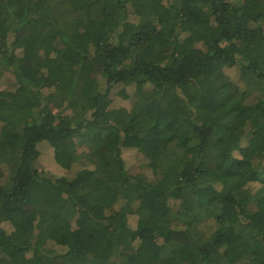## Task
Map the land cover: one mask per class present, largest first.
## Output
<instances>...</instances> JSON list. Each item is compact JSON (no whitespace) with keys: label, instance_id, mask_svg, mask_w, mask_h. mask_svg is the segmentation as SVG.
<instances>
[{"label":"trees","instance_id":"16d2710c","mask_svg":"<svg viewBox=\"0 0 264 264\" xmlns=\"http://www.w3.org/2000/svg\"><path fill=\"white\" fill-rule=\"evenodd\" d=\"M2 69L0 264H264V0H0Z\"/></svg>","mask_w":264,"mask_h":264},{"label":"rangeland","instance_id":"374dc122","mask_svg":"<svg viewBox=\"0 0 264 264\" xmlns=\"http://www.w3.org/2000/svg\"><path fill=\"white\" fill-rule=\"evenodd\" d=\"M49 2H52V0H49ZM95 15V14H94ZM78 17L84 18V13L79 14ZM224 73L227 76H230L232 81H235L239 88L241 90H246L248 92V98L246 99L247 103L249 104H254L259 98L264 97V87L255 81L252 77H244L240 78L238 73L235 72L233 69H225ZM220 80V79H219ZM218 81V80H217ZM15 84L12 72L8 69H2L0 70V89L1 90H9L10 88L13 87ZM123 87L120 85L113 86L110 98L112 99V105L111 107L113 108H118V107H123L125 109H130L133 102L136 101V95L131 96L130 99L128 100H121L120 98H117V93L122 89ZM127 92L131 93L132 89L131 88H126L125 89ZM62 97L58 96V101L61 102ZM65 105H63L62 109L64 115H70L72 109H65ZM66 110V111H65ZM251 129L250 123H247L243 129L239 131V135H245L247 134ZM42 144L50 145L46 142H41L39 146ZM46 146L41 147V152H42V158L39 159L38 163H36V166L38 169L44 171V172H50L51 174L55 176H65L67 175L68 177H72L74 173H60L57 171H54L53 169H50L46 163V159L50 155V150L46 148ZM51 148V147H50ZM89 154V149L87 145H84L83 143L77 145V150H76V157L78 163L82 165H86L90 163V158L88 157ZM122 159L125 165L126 170L128 171L129 174L131 175H141V172H143L144 167L147 164V159L144 158L143 155L138 153L136 150H123L122 151ZM50 166V165H49ZM253 166L255 170H260L262 169V163L260 158L257 156L253 160ZM4 177L0 179V184H3L5 181L8 180L10 177V173L8 170L4 171ZM258 184H251L249 185V188H251L252 191H254L256 188H258ZM248 188H243L239 190L235 196L239 200L242 198L244 195H246ZM180 202L179 201H170V206L172 208L173 212H176ZM250 210L254 208L252 204L249 205L248 207ZM42 215H45L44 210H42ZM7 230L10 228L8 226H5ZM47 254H50V252H46Z\"/></svg>","mask_w":264,"mask_h":264}]
</instances>
